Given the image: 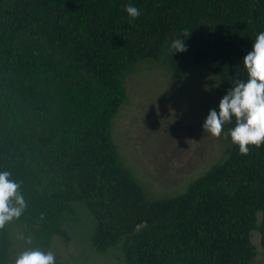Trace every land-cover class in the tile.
Returning <instances> with one entry per match:
<instances>
[{
	"label": "trees",
	"instance_id": "obj_1",
	"mask_svg": "<svg viewBox=\"0 0 264 264\" xmlns=\"http://www.w3.org/2000/svg\"><path fill=\"white\" fill-rule=\"evenodd\" d=\"M261 31L264 0H0V170L20 184L25 208L14 219L38 247L68 239L63 217L83 201L97 219L94 248L118 247L127 264H252L253 230L264 248V145L245 155L226 136L224 161L151 201L120 160L112 121L126 77L164 45L175 77L208 69L222 97L246 79L242 59ZM173 39L186 51L173 53ZM12 248L8 221L0 264Z\"/></svg>",
	"mask_w": 264,
	"mask_h": 264
},
{
	"label": "rangeland",
	"instance_id": "obj_2",
	"mask_svg": "<svg viewBox=\"0 0 264 264\" xmlns=\"http://www.w3.org/2000/svg\"><path fill=\"white\" fill-rule=\"evenodd\" d=\"M127 100L112 121L120 160L142 185L151 201L173 197L214 164L228 157L230 142L202 129L209 109L219 104L223 82L212 71L191 66L179 77L172 72L169 47L158 58L138 62L126 77ZM224 127V125H223ZM63 217L68 234L54 236L50 249H41L34 234L14 218L9 221L13 248L8 264L29 249L51 251L60 264H127L118 247L97 251L92 237L97 219L85 202L75 201ZM259 218L262 213H258ZM256 255L264 264L261 234L252 231Z\"/></svg>",
	"mask_w": 264,
	"mask_h": 264
},
{
	"label": "clouds",
	"instance_id": "obj_3",
	"mask_svg": "<svg viewBox=\"0 0 264 264\" xmlns=\"http://www.w3.org/2000/svg\"><path fill=\"white\" fill-rule=\"evenodd\" d=\"M131 18L141 15L139 8L129 3L124 6ZM170 47L174 52L186 51L185 41L173 39ZM242 65L246 79L234 77L232 86L226 91L216 108L209 112L202 124L205 133L219 137L223 125L235 118V125L225 136L238 145L241 154H248L249 146L264 145V31L257 33L251 50L244 55ZM238 71V69H237ZM25 208L20 184L11 179V173L0 170V227L14 217H19ZM53 252L29 249L21 252L15 264H55Z\"/></svg>",
	"mask_w": 264,
	"mask_h": 264
}]
</instances>
